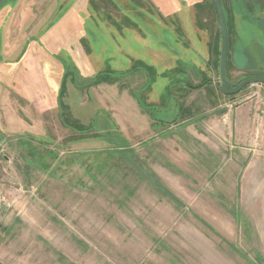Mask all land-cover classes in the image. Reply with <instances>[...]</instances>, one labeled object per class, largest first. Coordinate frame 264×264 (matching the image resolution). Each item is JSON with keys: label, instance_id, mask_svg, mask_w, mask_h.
<instances>
[{"label": "rangeland", "instance_id": "1", "mask_svg": "<svg viewBox=\"0 0 264 264\" xmlns=\"http://www.w3.org/2000/svg\"><path fill=\"white\" fill-rule=\"evenodd\" d=\"M220 2L228 81L264 78V0ZM216 14L212 0H0V264H264V106L230 169L173 136L195 108L153 104L187 84L176 42L195 16L214 114L262 96L221 94ZM154 53L176 67L147 71Z\"/></svg>", "mask_w": 264, "mask_h": 264}, {"label": "crops", "instance_id": "2", "mask_svg": "<svg viewBox=\"0 0 264 264\" xmlns=\"http://www.w3.org/2000/svg\"><path fill=\"white\" fill-rule=\"evenodd\" d=\"M196 17V16H195ZM194 17L192 21L191 28L189 29L190 37L193 38L190 39L188 32L185 33V38L183 39V32L178 33L181 35V38H178L177 43V52L178 57L181 59H184L186 62L182 66L187 74V84H183V80H179L177 85L175 86H166L164 87L159 95H162V92L170 91L173 93L174 97H172L171 102L167 103L165 101H162V96L159 100H155L156 102L153 103L154 106L164 107L165 104H168L167 106L171 105L172 107H188V108H195L196 113L194 115H190L189 120L187 121H180L178 126L174 129V132L172 131L173 136L178 140L180 134H185V132H188L190 140L193 144L197 146V148L205 149L208 147L209 149H212L210 151L209 149L206 150L207 153L209 152H221V164L223 166H226L231 169V162H235V157L239 154H237L236 151L232 152L233 150H237L238 148L242 149V145H245L243 143V140L246 139L245 134L248 132H255L258 130L256 127L258 123L259 114L255 111L256 103L259 105L264 106V92L262 93V96L258 100L250 101L244 105L239 106L234 112L227 111L226 113H223L222 115H215V111L220 107V96L217 94H208L209 88L214 90V87L212 85V81L215 76V69H214V60L213 56L211 55L212 51L210 46L212 45L210 40L205 37V32L202 29H199L198 23L196 21V18ZM189 27V26H188ZM192 27H194L192 29ZM187 36V37H186ZM207 36V35H206ZM230 40V39H229ZM228 40V41H229ZM159 45V50L161 48L167 49L166 44L162 43V41L157 43ZM163 47H162V45ZM231 48V42L229 41V50ZM155 57H158L157 62L153 64H147L145 65L147 71H155L158 73L159 69H164V73L167 72L166 69L169 68H175L176 64L168 66V63L170 60L162 59L160 57L161 54L158 53V56L156 53ZM228 73H230L232 64H231V54L228 53ZM176 55V53H175ZM177 63V62H176ZM220 65V64H219ZM241 64H233V67L240 70ZM235 69V70H236ZM190 84L191 86H187ZM155 86L149 88L148 94L146 95L151 98L152 91H155ZM170 88V89H169ZM186 95H185V92ZM181 92H184L182 94ZM180 93V94H179ZM179 94V95H178ZM208 94V95H207ZM179 101V102H178ZM180 104V105H179ZM184 105V106H183ZM217 105V106H216ZM166 106V107H167ZM216 106V107H215ZM258 106V105H256ZM262 106V107H263ZM209 107L210 110L205 111L204 108ZM259 107V106H258ZM257 107V108H258ZM264 108V107H263ZM203 110V112H201ZM210 111V114L208 115ZM201 112V113H200ZM176 117L178 116L175 115ZM206 116V117H204ZM258 117V118H257ZM143 124L147 126L145 129V132L151 131V125L152 123H156L154 119H150L147 116L143 117ZM190 123L192 126L190 128L185 129L184 124ZM255 125L253 130L251 129V126ZM205 127V128H203ZM203 128V129H202ZM181 137V135H180ZM197 142H196V141ZM196 142V143H195ZM233 143V145H232ZM232 145V146H231ZM214 150V151H213ZM209 151V152H208ZM204 155L203 153H200ZM242 154V153H241ZM237 158V157H236ZM219 160V161H220ZM216 161V162H219ZM226 171H230V169H227ZM225 170V168H223Z\"/></svg>", "mask_w": 264, "mask_h": 264}, {"label": "water", "instance_id": "3", "mask_svg": "<svg viewBox=\"0 0 264 264\" xmlns=\"http://www.w3.org/2000/svg\"><path fill=\"white\" fill-rule=\"evenodd\" d=\"M216 12L219 18L220 24V34H221V53L220 55V65H219V80L220 81V90L221 94L230 97L236 96L239 92H242L246 87L251 85H264L263 77H252L251 79H245L239 85L233 86L230 81H228V53H229V31L226 16L224 15L225 11L220 0H212Z\"/></svg>", "mask_w": 264, "mask_h": 264}]
</instances>
